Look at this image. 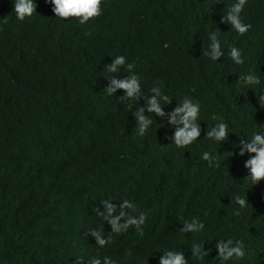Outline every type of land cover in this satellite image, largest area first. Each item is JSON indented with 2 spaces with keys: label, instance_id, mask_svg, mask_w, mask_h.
<instances>
[{
  "label": "trees",
  "instance_id": "1",
  "mask_svg": "<svg viewBox=\"0 0 264 264\" xmlns=\"http://www.w3.org/2000/svg\"><path fill=\"white\" fill-rule=\"evenodd\" d=\"M235 2L108 0L102 17L81 25L56 17L47 0H34L37 15L21 22L14 0H0V264H159L166 250L184 252L189 264H264V182L245 180L252 154L239 155L241 140L264 134V0H247L243 36L221 22ZM210 33L220 61L203 55ZM121 55L135 64L145 97L158 86L172 100L166 112L186 97L199 103L197 142L178 148L167 139L172 126L147 113L153 124L138 135L133 115L143 99L104 91L112 77L132 74L105 70ZM249 73L261 83L239 82ZM220 122L229 139L206 138ZM125 199L136 206L130 215H147L142 234L114 233L97 214L102 201ZM192 219L202 232L180 230ZM91 230L111 242L98 246ZM228 239L244 242L243 260L218 257L216 243ZM193 243L210 255L194 257Z\"/></svg>",
  "mask_w": 264,
  "mask_h": 264
},
{
  "label": "clouds",
  "instance_id": "2",
  "mask_svg": "<svg viewBox=\"0 0 264 264\" xmlns=\"http://www.w3.org/2000/svg\"><path fill=\"white\" fill-rule=\"evenodd\" d=\"M47 2L54 6L52 11L56 17L62 20L75 19L81 25H85L103 16L104 6L108 0H47ZM246 3L247 0H236L231 8L227 9L226 15L221 18L222 23L231 25L232 29L241 36L248 33L251 29V25L245 24L241 19ZM14 11L16 18L23 22L37 15V4L34 3V0H14ZM209 39L211 43L203 55L208 56L213 61H220L224 52L217 34L210 33ZM230 58L237 65L245 63L241 50L236 47L230 49ZM135 67V64L128 63L123 55L113 59L110 64L105 66L106 71L118 73L123 68L132 74L125 76L123 79L117 76L112 77L104 91L111 96L116 94L117 91L123 90L125 94L120 99L136 101L138 104L143 99L145 105L139 106L133 115L137 121L136 131L138 135L144 136L148 132L153 124V118L147 114H154L155 117L167 121V124L172 126L174 134L171 137H167V139L172 140L178 148H187L197 142L202 134L201 124L198 123L201 111L199 103L186 97L175 108L166 112L164 105H171L172 100L167 95H164L158 86L150 89L152 93L150 97H145L141 79L135 74ZM239 82L249 86H257L261 83V80L256 74L249 73L241 75ZM260 100H264V97H261ZM228 128L229 126L226 122H220L215 127L207 130L206 138L216 142L228 140ZM245 153L252 154L251 158L245 162V168L250 171V175L245 180H250L252 184L259 185L264 182V134L254 133L250 141L241 140L239 155L244 156ZM202 159L208 161L210 167L220 166L217 158L211 156L209 152H204ZM234 199L241 208H246L249 205L248 198L236 195ZM102 206L104 211L97 208V214L107 222L112 232L122 233L126 232L130 227H135L142 234V226L146 222L147 215L145 213H140L138 217L130 215L129 211H135L136 208L131 201L125 199L119 206L110 201H102ZM118 208L119 211L117 210ZM237 215H239L238 212ZM204 227L205 225L201 221L192 219L191 221H184L180 230L184 233H200ZM88 234L95 239L96 244L100 247H105L111 242V237L109 236L105 239L101 231L91 230ZM216 249L222 262H227L234 258L243 260L247 255L245 244L242 240L235 242L232 239L221 240L216 243ZM191 252L194 257L201 260L205 256L210 255V252L205 251V245L198 243H193ZM89 264H114V262L109 257H105L103 262L99 258H92ZM159 264H189V262L184 252L166 250L160 257Z\"/></svg>",
  "mask_w": 264,
  "mask_h": 264
}]
</instances>
